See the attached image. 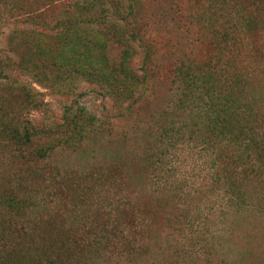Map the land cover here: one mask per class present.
<instances>
[{
  "label": "trees",
  "instance_id": "obj_1",
  "mask_svg": "<svg viewBox=\"0 0 264 264\" xmlns=\"http://www.w3.org/2000/svg\"><path fill=\"white\" fill-rule=\"evenodd\" d=\"M143 1H3L0 21L5 13L30 27L12 31L0 51V264L138 262L151 245L157 205L133 183L140 168L117 153L90 169L53 165L66 149L82 150L104 123L77 103L64 108L60 123L34 122L31 113L47 106L44 93L18 75L44 89L81 79L130 109L166 55L181 92L177 108L197 112L193 126L202 129V144L225 140V196L245 203L248 175L264 182V114L248 97L249 72L264 71V64L257 57L253 68L243 64L248 54L240 46L243 34L255 39L264 0H209L208 9H200L203 0H150L172 12L174 40L159 34L161 21L144 14ZM58 3L62 14L51 23L46 10ZM194 30L214 45L200 62L181 51L194 42ZM253 51L263 58V48Z\"/></svg>",
  "mask_w": 264,
  "mask_h": 264
},
{
  "label": "rangeland",
  "instance_id": "obj_2",
  "mask_svg": "<svg viewBox=\"0 0 264 264\" xmlns=\"http://www.w3.org/2000/svg\"><path fill=\"white\" fill-rule=\"evenodd\" d=\"M3 1L0 0V10ZM70 1L85 0H63V3ZM143 2L144 14L157 13L161 21L159 34L174 40L179 32L172 24V12L150 0ZM201 3L200 9H208L209 0ZM63 8L59 4L46 10L51 23L60 17ZM261 16L255 39L244 34L240 37L243 40L240 46L248 54L245 62L240 61L251 68L255 57L264 64V56L261 58L253 51L256 47L264 49V8ZM28 27L30 24L23 19L4 13L0 21V51L6 48V39L12 31ZM196 37L200 40L196 41ZM192 39L195 40L189 50H181L187 57L200 62L212 55L214 45L210 35L198 36L194 30ZM142 57V50L137 48L134 60L137 69ZM159 58L156 75L130 109L128 102L115 103L98 87L81 79L64 88L44 89L31 76L18 75L22 83L44 93L47 106L31 113L34 122L60 123L64 108L77 103L104 123L82 150L66 149L55 156L52 164L61 170L77 166L90 169V162L117 153L126 163L132 161L140 168V175H133V183L146 201L157 205L151 245L146 255L132 264H264V182L257 178L258 173L248 175L245 203L225 196V140L202 144V129L193 126L198 121L197 112L192 115L177 108L181 92L172 84L169 69L173 60L166 55ZM253 69L249 72L248 97L262 115L264 71ZM248 153L254 156L252 151ZM160 199L163 201L157 202Z\"/></svg>",
  "mask_w": 264,
  "mask_h": 264
}]
</instances>
